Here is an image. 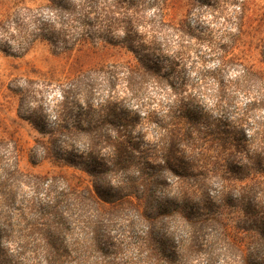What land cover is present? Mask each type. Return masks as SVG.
Listing matches in <instances>:
<instances>
[{
  "label": "trees",
  "instance_id": "16d2710c",
  "mask_svg": "<svg viewBox=\"0 0 264 264\" xmlns=\"http://www.w3.org/2000/svg\"><path fill=\"white\" fill-rule=\"evenodd\" d=\"M123 2L125 0H109L99 6L91 0H45L42 7L48 12L46 15L42 14L43 10H37L16 20L11 18L12 13L5 17V53H23L37 40L47 43L57 53L73 51L86 44L93 48L106 43L116 44L107 37V33L121 28L126 38L121 44L124 43L132 51L136 62L102 64L85 74L83 84L87 86V92L105 87L107 93L96 104L87 102L90 115L85 119V133L78 139L82 148L73 147L68 141L70 137L64 139L60 136L63 124H57L54 131H42L48 134V138L37 149L41 159L48 157L77 166L90 175L92 188H74L64 183L57 184L59 180L53 177L23 172L17 165V148L11 143H5L4 151L9 155V163L4 164L1 150L5 145L0 141V240L3 236L9 242L17 234L21 237L20 250L13 264H22V261L24 264H125L96 255L103 252L96 247L93 232L100 220L113 222L120 217L121 211L134 209L135 217L141 222L127 215L124 220L130 221V225L136 222L142 224L144 229L140 233L150 224V242L158 255L169 253L165 258L170 264H174L175 260L174 254H170L172 249L166 250L163 243L152 236L161 215L173 216L175 223L184 228L191 224H202L203 227L214 225L216 231L222 232L230 243L239 248L245 264H264V215L253 213L261 204L255 195L256 190L264 194V157L259 153L250 155L248 158L254 160V164H243L246 160L244 138L232 128L243 126L240 123L243 118L238 112L232 119V127L228 122L210 123V116L201 110H193L188 102L176 95L175 99L166 103L148 96L140 102L144 108L141 111L143 115H140V110L128 113L133 116L118 113L122 112L119 105L123 98L112 100L115 86L122 84L139 99L142 83L148 76H155L159 86L166 82L176 93V88L169 81L170 76L181 79L175 73L179 72L180 63L188 57L183 51L184 46H181L173 56L162 57V61L166 60L163 65L159 55H155V50L160 47L157 35L161 31L149 25L142 35L132 37V29L138 26L146 28V23L140 10L131 8L134 2L126 6ZM91 13H94L93 23ZM154 16L161 21L166 19L165 8L157 5ZM90 25H96L93 32L87 27ZM182 27L186 32L191 29L185 23ZM37 29L41 30L40 34H37ZM238 30H241L240 27ZM201 39L209 53L217 55L218 62L206 69L204 56L196 55V61L191 62V66L199 70L195 83L215 85L210 93L215 105L218 104L217 97L223 99L231 89L235 93L233 99L236 104L244 97L247 112L256 113L259 119L257 109L264 106V70L245 64L234 53L235 43L217 45L209 34ZM153 59L157 62L151 63ZM241 67L247 70L245 79L241 78ZM230 68L232 73L225 77L226 70ZM181 82L187 84L188 80L182 78ZM252 91L258 94L255 98L248 94ZM187 98L188 101H195L198 97L188 95ZM104 123L113 125L116 133H97L99 125ZM137 123L142 126V132L132 135L127 128ZM152 123L155 128L153 134L149 131ZM149 137L153 139L148 141ZM59 142L62 145H58ZM259 143V151L264 152V137ZM54 148H57L56 151ZM255 148L256 144L251 143L250 152ZM161 169L174 176L172 184L178 195L175 200L157 201L153 205L151 186L166 185L164 173L159 172ZM210 177L220 180L222 191L216 212L205 213L210 203L199 206L191 201ZM238 180L248 181L243 189L249 190L247 193L249 197H254L255 202L242 206L244 215L240 219L244 225L235 226L250 237V243L245 248L230 239V227L223 223L224 212L219 210L232 205L226 196L227 187ZM97 186L105 191L97 192ZM23 189L30 191L24 192ZM17 224L19 227H16ZM139 236L137 234L134 241L127 242L129 250L140 242ZM123 244H118V250L112 251L115 258L123 252ZM156 264L166 262L157 258Z\"/></svg>",
  "mask_w": 264,
  "mask_h": 264
},
{
  "label": "rangeland",
  "instance_id": "374dc122",
  "mask_svg": "<svg viewBox=\"0 0 264 264\" xmlns=\"http://www.w3.org/2000/svg\"><path fill=\"white\" fill-rule=\"evenodd\" d=\"M104 1L109 0H91L99 6L103 5ZM44 2L45 0H0V141H3L4 145L11 143L16 146L17 165L23 172L53 177L59 180L58 183L56 182L57 184L64 183L74 188H92L90 175L77 166L48 157L41 159V153H37V149H40L48 138V134L42 131H54L57 124H63L60 136L65 137L64 139H67L66 136L70 137L68 141L73 147L82 148V143L78 139L85 133V119L90 115H88L87 102L91 101L96 104L107 93L105 87L94 88L91 93L87 92V86L83 84L86 79L85 74L102 64H123L128 61L136 62V60L132 51L125 47L124 43L121 44L126 39L121 28L115 29L113 33H107V37L116 44L106 43L104 46L99 45L96 48L86 44L73 51L57 53L47 43L37 40L23 53H5L4 19L7 14L12 13L11 18L14 20L25 14L31 15L37 10H43L42 14L46 15L48 12L42 7ZM130 2H134L131 8L139 9L146 23V28L140 26L133 28L131 36L142 35L149 25H154L159 29L161 32L157 35V43L160 49L155 50V55H159L158 58L163 65L166 60L162 61V57H171L179 51L181 46H184L183 51L187 52L188 57L180 63L179 72H176L175 75L183 80H188V82L183 84L181 79L170 76L169 81L177 91L174 93L168 83L162 82V85L159 86L154 80L155 76H148L141 85L139 99L129 88L118 84L112 92L114 95L112 100L118 101L123 98L119 105L122 112H118L121 115L133 116L134 114L128 113L134 110L144 111L140 102L147 99L148 96L154 97L155 101L160 100L166 103L175 99L177 95L184 99V102H188V106L193 110L203 111L198 106L201 105L206 110L216 111L215 99L210 95L215 85L211 83L203 86L195 83L199 77V70L191 66V62L193 63L197 59L196 55L204 56L206 69L217 65V55L210 54L201 39H205L208 34L212 40L216 41L217 45L226 46L235 43L234 53L245 64L264 70V0H125L123 5L126 6ZM157 5L165 8L166 19L163 21L159 20L158 16H154ZM93 17L94 13H91L92 23L94 22ZM184 23L191 28L188 32L183 30L182 24ZM87 27L93 32L96 25ZM239 27L241 30H238ZM156 62L153 59L151 63ZM231 71V68L226 70L224 76L228 77L232 73ZM190 83L194 84L191 86ZM22 95L26 97L23 105L20 104ZM188 95H196L198 98L195 101H188ZM246 103L247 100L241 97L237 104L239 111L246 108ZM261 108L264 106L257 109L258 113ZM220 114H227L232 120L236 112L224 113L221 110ZM140 115H143V112ZM209 120L210 123L216 124L226 122L223 119L218 120L212 117ZM127 129L132 135L142 132L140 123ZM96 131L103 135L116 133L115 127L108 123L99 125ZM149 131L154 133L153 123ZM74 138L77 140H73ZM152 139L149 137L148 141ZM58 145H62V143L59 142ZM6 146L1 150V155L4 157V164L7 165L9 155L5 152ZM54 149L56 151L57 148ZM152 172L154 171L152 170ZM159 172L164 173L166 185L151 186L153 205L157 201L175 200L178 195V190L172 184L174 176L162 169ZM247 182V180H238L236 184L229 185L226 196L232 205L219 208L224 212L225 221L223 223L230 227L228 236L243 248L250 243V237L241 232L242 230L236 229L237 225H244L240 219L244 215L241 208L255 202L252 199L254 197H249L250 194L247 192L239 194L237 192L245 188ZM202 188V191L196 193L191 202L199 206L210 203L207 211L203 212H216L218 209L217 200L218 197H221L220 192L222 191L220 180L210 177ZM23 190L24 192L30 191L29 189ZM255 195L261 204L256 206L253 213L263 216L264 196L262 195L264 194L257 189ZM126 215L133 216L132 220H138V223L141 222L138 217H135L134 209L121 211L119 218L123 219L117 218L116 221L109 224V230L112 231H117L115 225L119 226V234L123 236L120 243L134 241L137 234H140V230L144 229L143 225L137 224V222L135 225H130V221L124 220ZM175 221L173 216L161 215L157 219V226L152 233L156 241L163 243L166 250L173 249V237L184 230V227ZM199 225L205 241L217 232L214 225L208 224L204 227L202 224ZM2 229H5L4 225ZM6 239V236H3L0 243ZM202 242V239L197 237L194 239V246L198 247ZM95 254L111 261H119V256L115 258L112 251L107 254L104 252Z\"/></svg>",
  "mask_w": 264,
  "mask_h": 264
},
{
  "label": "clouds",
  "instance_id": "9594fccd",
  "mask_svg": "<svg viewBox=\"0 0 264 264\" xmlns=\"http://www.w3.org/2000/svg\"><path fill=\"white\" fill-rule=\"evenodd\" d=\"M40 29H37V34H40ZM241 78L245 79L248 75L247 70L243 67L240 68ZM250 96L255 98L258 94L255 91L248 93ZM235 93L231 89L228 90V94L220 99L218 96V104L216 111L206 110L201 105H198L200 109L203 110L208 116L214 119H223L230 124L232 127V120L229 119V115H221V110L224 113L238 112L239 116L242 117V128H235L239 131L245 142L246 152H243L246 156V160L243 164L253 165L254 160H250L248 157L255 156L259 153L261 157H264V152L259 151L261 147L259 141L264 137V108L259 110L260 116L257 119V114L253 112H247L245 109L243 112H240L236 101L233 99ZM26 97L21 96L20 104H25ZM183 101H181L182 103ZM195 104V103H193ZM197 105V104H195ZM236 117L233 116L234 120ZM255 143L256 148L250 152V144ZM97 192L103 193L105 190L97 186ZM248 189H242L240 192H248ZM113 222L102 219L96 225L93 232V240L96 247L104 252L109 253L110 251H115L117 245L120 244V240L123 239V236L119 234L118 225H115L117 231L109 230V224ZM19 227V224L16 225ZM150 224L148 227L140 233L138 240L140 241L134 248L129 250L127 241L124 242L121 247L124 249L121 252L118 259L125 262V264H156V259L159 258L166 264H170V261L165 257L169 253L157 254V251L154 250L150 240L149 230ZM201 238L202 243L200 245L194 246V239ZM22 243V239L17 234L15 237L9 240H5L3 243H0V264H13L16 254L19 252V247ZM173 249L172 253L175 256L174 264H245V261L242 260L241 253L238 247L230 243L222 232L217 231L207 241L203 238V233L201 226L199 224H191V226H185L182 233L173 237ZM7 250V254H5Z\"/></svg>",
  "mask_w": 264,
  "mask_h": 264
}]
</instances>
